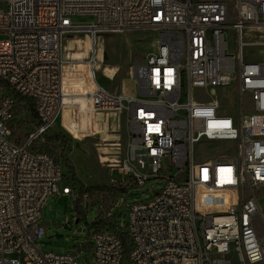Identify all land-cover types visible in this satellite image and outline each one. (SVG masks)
<instances>
[{
  "label": "built area",
  "instance_id": "obj_1",
  "mask_svg": "<svg viewBox=\"0 0 264 264\" xmlns=\"http://www.w3.org/2000/svg\"><path fill=\"white\" fill-rule=\"evenodd\" d=\"M5 2L0 83L11 94L0 99V264H78L83 251L87 264H264L256 223H264L257 195L264 188V61L244 57V31L264 30V0ZM76 16L90 17L93 38L102 30L156 31L155 49L128 74L136 97L98 83L95 49L83 60L64 50ZM203 87H231L235 115L217 101L195 100L193 89ZM16 97L32 106L37 123L22 143L9 123ZM112 109L124 116L126 156L104 160L128 178L111 179L110 192L84 194L102 200L112 192L108 208L73 209L75 223L96 210L78 251H44L41 211L49 197L75 202L80 194L33 144L56 119L74 139L100 137L97 114ZM147 183L150 200L126 202L124 193Z\"/></svg>",
  "mask_w": 264,
  "mask_h": 264
},
{
  "label": "rangeland",
  "instance_id": "obj_2",
  "mask_svg": "<svg viewBox=\"0 0 264 264\" xmlns=\"http://www.w3.org/2000/svg\"><path fill=\"white\" fill-rule=\"evenodd\" d=\"M0 9L6 11L5 0H0ZM74 28L64 37L67 52L72 53L74 60H81L85 56L86 46L89 43L87 37L90 30V17H74ZM156 31L147 29H124L113 32H101L97 36L96 50L98 59L103 62L97 72L98 83L108 92H121L125 97H136L138 92L134 79L130 77L131 66L140 64L145 56L155 49ZM7 38V35L0 34V39ZM228 51H234V45L230 32L227 34ZM264 39V30H245L244 40L247 45L244 47V57L247 61H264V46L255 45L256 41ZM11 94L10 91L0 83V99ZM193 98L200 101H217L221 111L226 110L235 114V92L231 87H203L194 88ZM245 108H248V99L244 97ZM26 103V104H25ZM97 114L96 130L101 131V136L108 142H120L121 147L114 148L113 144H103L102 138L94 136L84 140L74 139L67 131L60 126L59 119L52 128L40 136L33 144L34 150H40L49 154L61 167L66 180L71 183L79 198L73 202L68 196L52 195L41 211V222L46 228V235L42 239L41 249L54 253H66L78 251V245L84 244L87 240L89 228L87 224L95 216L96 210L90 211L85 219L75 223L73 208L77 211L83 207L88 210L92 205L102 203L108 208L110 195H90L85 198L88 192L93 194L95 189L104 188L107 192L111 187V179L125 180L128 176L119 174L117 169H110L103 156L108 158L125 159V132L122 117L121 129H118V120L112 117L116 112H102ZM113 114V115H112ZM107 116V117H105ZM112 119V120H111ZM13 130V138L22 143L29 132L37 125L31 105L24 99L16 97L14 106V117L10 120ZM117 127V128H116ZM161 184V181H157ZM150 183L142 188H133L123 197L126 202L148 201L152 198L153 192L148 189ZM258 201L262 216H264V188L257 191ZM123 210V209H122ZM67 219V222H65ZM65 222V223H64ZM257 229L264 230V223L261 218L257 219ZM57 235L59 237H57ZM44 242H49L45 244ZM13 256H18L16 253ZM21 258V256H19ZM78 264H87L91 261L90 256L83 251L76 257ZM235 264V260H233Z\"/></svg>",
  "mask_w": 264,
  "mask_h": 264
},
{
  "label": "bare ground",
  "instance_id": "obj_3",
  "mask_svg": "<svg viewBox=\"0 0 264 264\" xmlns=\"http://www.w3.org/2000/svg\"><path fill=\"white\" fill-rule=\"evenodd\" d=\"M76 17H79V16H76ZM87 17V16H86ZM74 26H77V25H74ZM90 26H91V24H90ZM89 26V27H90ZM91 28V27H90ZM87 33H89V37H87V40L89 41V43L86 41V43L88 44V46H86V53H85V56L83 57V59L86 57V55L87 54H89V51L90 50H93V49H95V56H96V59H97V65L98 66H100V65H103V62L102 61H100L99 59H98V53H97V50H96V46H97V36H98V34L99 33H101V32H108V31H104V30H102V31H99V32H96L95 33V35H94V38H93V31H91V29L89 30V31H86ZM110 32H112V31H110ZM68 33H66L64 36H63V42H62V46H63V48H64V50L65 51H67V45H65V36L67 35ZM95 39V40H94ZM156 45V44H155ZM83 59H81V60H83ZM109 111H111V112H116L117 114H119L120 115V117H121V119H122V117H124L123 116V114H122V112L120 111V110H109ZM99 112H108V111H99ZM57 120V119H56ZM56 120H55V122H56ZM54 122V123H55ZM120 145V144H119ZM125 149V148H124ZM102 156V155H101ZM103 157V160H104V156H102ZM107 158V157H106Z\"/></svg>",
  "mask_w": 264,
  "mask_h": 264
},
{
  "label": "crops",
  "instance_id": "obj_4",
  "mask_svg": "<svg viewBox=\"0 0 264 264\" xmlns=\"http://www.w3.org/2000/svg\"><path fill=\"white\" fill-rule=\"evenodd\" d=\"M98 115H104L102 112H98ZM113 115V114H112ZM105 117H107V116H105ZM108 118V117H107ZM114 118L116 119V120H118V129H121V122H122V119H121V117H120V115L119 114H117L115 117H112V119L114 120ZM111 119V120H112ZM117 128V127H116Z\"/></svg>",
  "mask_w": 264,
  "mask_h": 264
},
{
  "label": "trees",
  "instance_id": "obj_5",
  "mask_svg": "<svg viewBox=\"0 0 264 264\" xmlns=\"http://www.w3.org/2000/svg\"><path fill=\"white\" fill-rule=\"evenodd\" d=\"M26 104V103H25ZM30 105V104H29ZM31 109H32V111H33V108H32V106H31ZM33 114H34V111H33ZM99 189H104V188H102V187H99ZM108 192H110V190L108 191ZM110 194H112V192L110 193ZM75 211H77L75 208H73Z\"/></svg>",
  "mask_w": 264,
  "mask_h": 264
},
{
  "label": "water",
  "instance_id": "obj_6",
  "mask_svg": "<svg viewBox=\"0 0 264 264\" xmlns=\"http://www.w3.org/2000/svg\"><path fill=\"white\" fill-rule=\"evenodd\" d=\"M77 223V222H76ZM57 237H59L58 235H57ZM45 244H48L49 242H44Z\"/></svg>",
  "mask_w": 264,
  "mask_h": 264
}]
</instances>
